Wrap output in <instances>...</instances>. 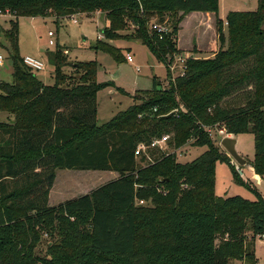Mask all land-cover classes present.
<instances>
[{"label":"trees","instance_id":"1","mask_svg":"<svg viewBox=\"0 0 264 264\" xmlns=\"http://www.w3.org/2000/svg\"><path fill=\"white\" fill-rule=\"evenodd\" d=\"M15 20L2 31L9 45L11 83H0V264H34L42 234L49 238L44 264H257L246 244L264 234V197L243 179L230 157L204 128L254 136V157L245 166L264 180V0L255 11L226 16L227 47L212 58H189L183 76L170 80L167 65L181 53L176 37L191 12L212 13L218 41V0H0V12ZM99 12L107 39L130 35L166 66L168 85L153 79L148 98L96 124V62L69 63L63 50L48 53L52 85L44 84L18 56L17 19H57ZM167 19L169 31L149 26ZM116 62L120 53L97 41L93 47ZM70 66V75L64 68ZM174 110L177 112L174 113ZM170 135L178 150L190 141L205 151L180 163L175 153L137 163L139 143ZM216 162L231 169L235 183L254 194H214ZM110 171L118 177L90 193L47 204L56 170ZM146 203V205H143ZM46 262V263H45Z\"/></svg>","mask_w":264,"mask_h":264},{"label":"rangeland","instance_id":"2","mask_svg":"<svg viewBox=\"0 0 264 264\" xmlns=\"http://www.w3.org/2000/svg\"><path fill=\"white\" fill-rule=\"evenodd\" d=\"M257 7L258 0H218L217 17L222 21L224 40L222 43H219L218 39L216 40L217 52L221 49L220 45H222L223 49L227 47V27L225 21L227 14L232 11H255ZM193 17L197 16L194 14L185 22L180 46L189 47L192 44H197V47L202 52L200 54L196 53L195 57L209 58L211 50L214 47L213 25L204 18L192 25ZM73 18L77 23H74L70 17H63L57 20L54 16L46 18H18V56L20 59L30 57L45 64V71L35 74L46 85L54 83L53 67L48 62L47 55L54 52L57 48H60L61 51H67V54L64 55L69 63L96 62L97 83H110L109 86L104 87L96 93L97 125L100 126L107 123L118 112L125 111L129 106L140 103L148 98L149 95L146 92L151 90L153 79L157 80L162 89L167 88L169 81L166 66L162 62L157 61L144 45L130 38V35L133 33L131 26H127L126 30L118 31L116 37L107 39L102 33L108 27V24L101 13L95 12L89 15L77 14ZM10 20H15L10 14L4 13L0 15V52L4 56V62L0 65V83L12 82L13 66L9 56V45L3 39L2 34V31L9 29ZM151 22L156 23L157 21L153 19ZM165 22L169 27L171 23L167 19H165ZM214 22L215 20H213ZM48 32H52L54 36L48 37ZM49 40L53 41L54 44L52 46L48 45ZM97 41L106 43L117 49L120 53L121 61L116 62L109 54L94 50L93 47ZM193 50L196 51V47L188 49L186 52L191 53ZM127 55L131 57V62L125 60ZM71 72L70 66L64 68V73L70 75ZM7 118L8 116L4 112H0V122H6ZM219 138L220 136L216 133L212 134V140L220 147ZM235 138L237 140L236 151L248 164L254 157V136L252 134H242ZM190 143L189 141L184 147L175 150L178 162H190L206 149L205 147H191ZM173 151L174 149L169 146L164 151L152 150L155 156H159V153H171ZM137 163L141 166L146 164L145 161L140 160V157H137ZM231 163L240 171L241 177L251 181L257 191L264 197V180L255 179L248 170V165L239 166L232 159ZM113 174L118 175L110 171L58 169L55 171V181L50 190L47 204L55 206L66 200L90 193L100 185L110 181L113 178ZM213 191L219 197L236 195L249 201L255 200L253 193L244 186L235 183L230 167L223 162H216L215 164ZM143 205H146V203H143ZM48 242L49 238L45 234H42L40 242L33 252L34 264H44V261L49 259L46 258ZM246 244L251 249L254 247V255L258 261L257 264H264V234L251 239V234L246 232ZM228 264L244 263L237 260H229Z\"/></svg>","mask_w":264,"mask_h":264},{"label":"built area","instance_id":"3","mask_svg":"<svg viewBox=\"0 0 264 264\" xmlns=\"http://www.w3.org/2000/svg\"><path fill=\"white\" fill-rule=\"evenodd\" d=\"M4 13H8L7 11ZM0 12V15L4 14ZM9 14V13H8ZM77 15V14H75ZM74 15L69 16L74 23H77V21L73 18ZM149 28L154 31L157 35H162L164 33H167L169 31V27L167 26L166 22L163 23H151ZM48 37H53L54 34L52 32H48L47 34ZM53 41L49 40L48 41V45H53ZM64 54H67L66 50H63ZM189 58H192L191 55H189L188 53L185 54H178L176 56H174V58L172 59L171 63H169L167 65V70L169 71L170 74V80H174V78L179 77V76H183L184 71H185V61ZM125 60L127 62H131L132 59L129 55L126 56ZM4 62V56L1 54L0 52V65H2ZM22 62L23 64L28 67L33 73H37V72H43L45 71V64L42 61L30 58V57H24L22 58ZM177 111L174 110V113H176ZM204 130L206 131V133L209 135L210 138H212V134L216 133L217 135L220 136V138L218 140H221V138L223 137H233L232 134H227L225 129L223 128H218L216 126L214 127H207L204 128ZM170 139V135H163L159 138H154L152 139L149 143H139L135 149L134 155L135 157H140V156H144L146 158V160L150 161V156H149V152L152 150H156V151H164L167 149L168 147V141ZM175 153V150L171 153H165L166 155L168 154H172Z\"/></svg>","mask_w":264,"mask_h":264},{"label":"crops","instance_id":"4","mask_svg":"<svg viewBox=\"0 0 264 264\" xmlns=\"http://www.w3.org/2000/svg\"><path fill=\"white\" fill-rule=\"evenodd\" d=\"M196 15L197 17H193L192 18V25L193 24H196L195 22L196 21H201V19H205V20H207L209 23H211V25H213V30H214V36H213V43H214V47H213V50H211V54L209 55L210 57L209 58H211V57H213L214 56V54L217 52V45H216V40L218 39L217 38V34H216V32H215V22L213 23V20H215V17L213 18V15L212 14H210V13H200V12H191V13H189V14H187V15H185L183 18H182V20H181V22L179 23V30H178V33H177V37H176V47H177V49H179L180 51H181V54H185V53H188L189 55H191V56H193L194 58H196L195 57V55H196V53H198V54H200L201 52H202V50H200L198 47H197V44L196 45H194V44H192L191 46H189V47H186V46H184V47H181L180 46V41H181V37H182V34H183V30H184V26H185V22H186V20L190 17V16H193V15ZM194 47H196V51L195 50H193L191 53H189V52H186L188 49H192V48H194ZM204 59H207V58H204ZM233 136V135H232ZM234 138H235V136H233ZM237 137V136H236ZM116 173V172H115ZM112 179L111 180H113V179H116L117 177H118V175H112ZM55 181V180H54ZM54 184V183H53ZM87 194V193H86ZM49 197H50V192H49V194H48V199H49ZM48 202V201H47Z\"/></svg>","mask_w":264,"mask_h":264},{"label":"water","instance_id":"5","mask_svg":"<svg viewBox=\"0 0 264 264\" xmlns=\"http://www.w3.org/2000/svg\"><path fill=\"white\" fill-rule=\"evenodd\" d=\"M237 140L234 137H223L221 138L219 145L226 152L228 157H230L237 165L243 166L245 160L238 155L236 151Z\"/></svg>","mask_w":264,"mask_h":264}]
</instances>
